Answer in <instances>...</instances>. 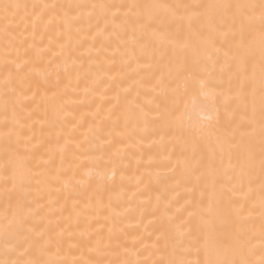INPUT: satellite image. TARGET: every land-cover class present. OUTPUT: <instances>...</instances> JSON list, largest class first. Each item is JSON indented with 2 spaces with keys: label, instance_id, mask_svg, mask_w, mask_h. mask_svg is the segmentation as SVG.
<instances>
[{
  "label": "snow or ice",
  "instance_id": "obj_1",
  "mask_svg": "<svg viewBox=\"0 0 264 264\" xmlns=\"http://www.w3.org/2000/svg\"><path fill=\"white\" fill-rule=\"evenodd\" d=\"M0 176V264H264V0H0Z\"/></svg>",
  "mask_w": 264,
  "mask_h": 264
},
{
  "label": "bare ground",
  "instance_id": "obj_2",
  "mask_svg": "<svg viewBox=\"0 0 264 264\" xmlns=\"http://www.w3.org/2000/svg\"><path fill=\"white\" fill-rule=\"evenodd\" d=\"M29 2H31V0H29ZM88 2H91V0H88ZM116 2H119V0H116ZM91 110H94V107H93V109H88V108L80 109V110L77 112V115L79 116V113H80V112H85V113H87V112H89V111H91ZM87 119H91V117H90V116H86V120H87ZM86 126H87V125H85V127H86ZM158 151H159V150H158L157 148H153L151 154L155 155ZM148 158H149V154L146 153L145 156H144V161H147ZM158 160H159V157H158V155H157V156H156V161L158 162ZM157 170H158L157 168L153 167V171H157ZM127 174H128V175H131L132 172L129 171ZM2 178H3V177L0 176V180H2ZM145 179L147 180V177H145ZM181 203H183L182 200H181ZM2 210H3V201L0 200V211H2ZM154 238H155V237H153V239H154ZM73 255L76 256V257H79V256H80V253L77 251V252L73 253ZM86 255H87V253H86ZM201 258H202V257H201Z\"/></svg>",
  "mask_w": 264,
  "mask_h": 264
}]
</instances>
